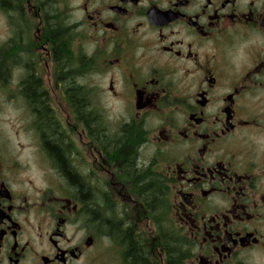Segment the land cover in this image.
<instances>
[{"label":"flooded vegetation","instance_id":"1","mask_svg":"<svg viewBox=\"0 0 264 264\" xmlns=\"http://www.w3.org/2000/svg\"><path fill=\"white\" fill-rule=\"evenodd\" d=\"M0 18V264H264V0Z\"/></svg>","mask_w":264,"mask_h":264},{"label":"trees","instance_id":"2","mask_svg":"<svg viewBox=\"0 0 264 264\" xmlns=\"http://www.w3.org/2000/svg\"><path fill=\"white\" fill-rule=\"evenodd\" d=\"M147 195L149 197H152L155 200L157 198L156 188H152L151 186L147 187ZM155 204H156V201H154V205Z\"/></svg>","mask_w":264,"mask_h":264},{"label":"rangeland","instance_id":"3","mask_svg":"<svg viewBox=\"0 0 264 264\" xmlns=\"http://www.w3.org/2000/svg\"><path fill=\"white\" fill-rule=\"evenodd\" d=\"M2 23L3 22L1 21V18H0V37H1V31H2ZM100 264H102V263H100ZM109 264H113L112 261H111V263L109 262Z\"/></svg>","mask_w":264,"mask_h":264}]
</instances>
